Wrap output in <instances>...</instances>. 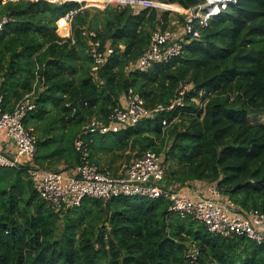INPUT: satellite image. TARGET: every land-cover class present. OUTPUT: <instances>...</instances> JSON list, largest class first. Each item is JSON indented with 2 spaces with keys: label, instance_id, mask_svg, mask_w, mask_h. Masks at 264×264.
I'll return each instance as SVG.
<instances>
[{
  "label": "trees",
  "instance_id": "obj_1",
  "mask_svg": "<svg viewBox=\"0 0 264 264\" xmlns=\"http://www.w3.org/2000/svg\"><path fill=\"white\" fill-rule=\"evenodd\" d=\"M162 1L190 8L206 0ZM81 5L0 0V19L10 18L0 30V93L12 110L35 91L38 107L25 124L34 127L38 165L76 166L80 137L91 160L113 172L151 150L161 156L166 185L214 183L243 210L264 213V122L255 120L264 115V0L230 4L200 37L182 33L179 56L146 71L137 65L153 33L175 29V16L183 25L186 15L136 12L129 4L85 7L73 17L71 37H63L69 26L61 22V36L57 21ZM95 47L113 49L97 70ZM185 86V105L175 110L117 132H86L93 117L108 123L130 89L151 108L169 105ZM202 90L208 100L200 107ZM171 204L123 195L56 210L34 188L26 165L0 166V264H264V243L214 233ZM194 247L197 261L187 255Z\"/></svg>",
  "mask_w": 264,
  "mask_h": 264
},
{
  "label": "built area",
  "instance_id": "obj_2",
  "mask_svg": "<svg viewBox=\"0 0 264 264\" xmlns=\"http://www.w3.org/2000/svg\"><path fill=\"white\" fill-rule=\"evenodd\" d=\"M48 1L63 3L68 0ZM75 1L83 5L71 9L57 21L58 33L61 22L69 26L70 33L74 15L86 7L84 1ZM111 1L123 5L129 4L136 12L153 7L186 15L183 25H180L179 19L175 18L172 22L176 26L175 29L167 28L153 33L151 48L140 58L137 65L141 71H146L157 62H169L179 56L184 51V43L178 40L182 33L200 37L202 26H207L213 17L222 14L230 4L237 3L238 0H206L190 8H185L178 3H170L174 4V7L168 8L165 6L168 2L162 0H109L104 6ZM9 20L8 16L0 19V30ZM91 34L95 35L94 32ZM94 45L97 46L98 42ZM112 51V48H108L107 53ZM107 53L99 51L97 47L93 49L94 70L105 63ZM188 89V86H185L180 91L179 97L169 105L160 103L151 108L146 106L140 93L130 89L124 96L125 105H119L112 111L108 123L93 117L86 126V132H117L124 126L139 123L145 117L175 110L185 105ZM206 93V90L199 93L197 103L200 107L206 105L208 100L205 97ZM37 107L35 91L21 98L12 110L5 108L4 96L0 93V131L5 132L7 140L15 147L14 151L0 148V166L26 165L34 188L56 210L74 208L88 197L102 199L105 202L123 195L154 199L165 197L171 201L172 211L179 213L182 217L192 216L214 233L229 238L246 236L258 243H264L263 212L254 209L243 210L214 183L195 180L191 182L190 191H184L180 185H166L167 170L161 164V156L155 151L149 150L130 165H124L118 172H113L103 169L91 160L89 142L80 137L76 142V148L80 151L81 159L76 166L59 170L41 167L36 159L37 137L34 134V127L25 124V119ZM163 124L168 126L169 120L164 118ZM199 254V249L194 247L187 255L192 258V261H197ZM210 264L218 263L213 261Z\"/></svg>",
  "mask_w": 264,
  "mask_h": 264
},
{
  "label": "rangeland",
  "instance_id": "obj_3",
  "mask_svg": "<svg viewBox=\"0 0 264 264\" xmlns=\"http://www.w3.org/2000/svg\"><path fill=\"white\" fill-rule=\"evenodd\" d=\"M82 1H84V4H85L86 7H92V8H98V9H104V8L107 6V5L104 6L105 3H106L107 1H109V0H99V1L97 2V3H99L98 6L95 5V4L90 3V2H93V1H95V0H82ZM95 3H96V2H95ZM108 5L116 6V5H119V3L116 2V1H111V2H109ZM165 6L168 7V8H173V7H174V4H170V3H168V4H166ZM174 9H175V11H177L176 8H174ZM175 14H177V13H175ZM175 18H177V16H175ZM59 33H61V32L59 31ZM61 34H62V33H61ZM62 35H64V34H62ZM255 120H258V121H262V122H264V115H261V116H259V117H256Z\"/></svg>",
  "mask_w": 264,
  "mask_h": 264
},
{
  "label": "crops",
  "instance_id": "obj_4",
  "mask_svg": "<svg viewBox=\"0 0 264 264\" xmlns=\"http://www.w3.org/2000/svg\"><path fill=\"white\" fill-rule=\"evenodd\" d=\"M60 27H61V25H60ZM68 34H67V36H69V37L72 36V27L70 29V33H69V29H68ZM0 148L7 150V151H14V148H15L14 145L12 143H10L9 140H7L6 134L3 131H0ZM190 185H191V183L186 185V186L180 185V187H182L184 191H190L191 190Z\"/></svg>",
  "mask_w": 264,
  "mask_h": 264
}]
</instances>
